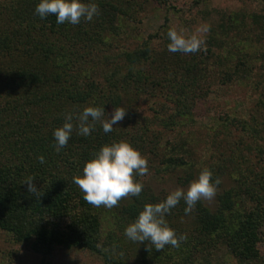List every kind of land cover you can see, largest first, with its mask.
Returning <instances> with one entry per match:
<instances>
[{
    "label": "trees",
    "instance_id": "obj_1",
    "mask_svg": "<svg viewBox=\"0 0 264 264\" xmlns=\"http://www.w3.org/2000/svg\"><path fill=\"white\" fill-rule=\"evenodd\" d=\"M254 1L264 5V0ZM39 2L0 0V230L43 258L57 248L77 249L98 254L104 264H124L112 257L113 251L102 250L98 213L85 201L74 179L104 145L126 141L141 154L147 150L155 155L158 138L146 137V127L129 126L135 123L130 121L132 114L107 134L102 121L96 122L95 131L87 137L79 134L78 122L73 120L68 145L59 151L54 131L63 126L70 109H79L81 104L105 112L108 108L124 110L123 93L138 98L166 96L174 114L169 123L165 119L163 123L172 129L176 121L184 124L191 117L193 101L206 98L208 85L221 68L227 69V60L239 58L241 68L234 65L228 69L232 75L238 76L246 68L251 73L256 62L264 61V47L249 51L261 45V38L254 30L241 32L245 15L235 13L227 16L228 23H224V16L219 25L210 27L196 53H172L167 36L172 28L165 18L162 30L139 47L106 57L110 62L98 69L101 79L95 81L93 67L100 61L95 62L90 55L100 43L108 46L102 41L104 33L115 31L121 18L135 20L150 2L165 5L166 0H128L134 7L132 13L122 0H84L95 2L99 15L76 26L57 24L55 16L40 19L35 13ZM249 17L255 30L263 32L264 9ZM237 18L242 19L241 26L232 22ZM231 26L237 33L234 36H229ZM240 32L247 37H240ZM251 32L256 40L248 38ZM157 38L164 43L153 51L152 41ZM261 70L264 74V65ZM254 89L259 95L246 118L226 115L213 129L211 142L221 150L219 156L210 154L206 164L213 179L221 181L214 206L201 200L186 214L187 205L181 200L165 219L177 236L186 239L178 248L168 245L160 251L144 242L141 245L146 250L141 251L144 258L139 264H212L222 249L235 264H264L258 248L264 238V76L254 83ZM166 163L188 166L181 157H167ZM193 176L191 165L183 183L188 184ZM30 177L38 195L24 184ZM167 195L153 194L143 187L139 197L122 198L117 207L123 227L134 222L146 204L160 203Z\"/></svg>",
    "mask_w": 264,
    "mask_h": 264
},
{
    "label": "rangeland",
    "instance_id": "obj_2",
    "mask_svg": "<svg viewBox=\"0 0 264 264\" xmlns=\"http://www.w3.org/2000/svg\"><path fill=\"white\" fill-rule=\"evenodd\" d=\"M122 1L127 4L128 0ZM126 6L129 7L130 13H132L131 10L134 7L128 4ZM166 7H168V10ZM263 9L264 5L254 0H166L165 5L150 2L143 12L136 14L135 20L129 21L121 18L120 21H117V26L115 25V31L104 33V40L102 39V41L108 46H103V43H100L97 50H93L90 55L94 57L95 62L97 59L100 61L98 67L95 65L93 67L96 70L94 79L100 81L101 75L98 69L103 68L107 62H110L106 57L114 56L122 49L132 50L139 47L147 37L162 30L165 18L168 19V25L178 32L187 30L183 33L185 36L197 34L205 40L210 31L203 32L201 29L205 27L210 29V27L213 28L219 25L221 18L224 16V23H228L227 16L243 13L245 15L243 17L245 28L243 27L241 32L254 30L258 37L253 36L254 33L251 32L248 38H252V40L256 37L261 38V45H257L249 51L252 53L255 49L260 50L264 47V31L257 32L255 30L256 26L253 25L249 16L253 13L261 14ZM240 20L242 19L239 18L238 21L237 18L232 22H235L234 25L236 26H241ZM230 28L233 31L229 36L236 35L235 28L233 26ZM240 33V37H247V34ZM162 43L164 42L159 38L153 39V51L160 50L159 46ZM227 61L229 62L227 69L221 68L218 74L215 75L212 84L208 85L206 98L191 102L193 104L191 117L186 122L182 121L185 122L184 124L176 121L172 129L165 127V123H163L164 119L166 124L169 123V118L174 114L171 110L173 104L169 103L170 100L166 96L163 98L159 95V98L147 96L138 98L132 93L122 94L126 116L132 114L130 121L135 122L129 126L138 124L143 128H148L145 136L149 139L157 137L160 143L158 152L155 155L148 153L147 150H145L147 153L142 154L148 161L149 171L147 175L136 177V179L144 185V189L147 191L153 194H169L178 188L187 191L190 183L198 178L204 168H207L206 164L210 154L219 156L221 153L220 148L216 149L211 142L214 137L213 129L217 127L218 120H224L226 115L246 118L250 109L254 107L259 95V91L257 92L254 89V83H257L264 76L263 70H261L264 61L256 62L251 73L245 67L246 70L243 71L247 72L242 71L238 76L232 75L229 70H232L234 65H239V58L232 56ZM243 64H246V61ZM239 67L241 68V65ZM221 73H224V75ZM244 73L247 74V77H240ZM225 75L231 76L229 78ZM87 107H90V105L81 104L79 109L77 107L70 109V111L80 113ZM125 109H128V111ZM162 109H164V112H161ZM113 112L114 110L108 108L104 120L110 119ZM121 124L123 125V123ZM167 157H181L187 162L188 166H170L166 163ZM191 165L194 173L193 179L188 184H184L183 178L186 177ZM218 192L220 190L217 189ZM215 197L212 200H202L206 206L213 207ZM123 199L128 201L131 196ZM95 210L100 220V245L102 250L105 252L113 251L114 256L111 255L116 261H124V264H139L144 258L141 251L146 250V247L139 242L131 244L125 236L126 227H123L125 224L119 219L120 207L107 208L100 206L95 207ZM258 248L260 255L264 258V238L259 243ZM216 254L217 256L211 261L212 264L236 263L235 259L227 254L224 249L217 251ZM0 264H104V262L96 253L77 249L64 250L57 248L50 256L43 258L40 254L29 250L24 244L16 243L9 234L0 230Z\"/></svg>",
    "mask_w": 264,
    "mask_h": 264
},
{
    "label": "clouds",
    "instance_id": "obj_3",
    "mask_svg": "<svg viewBox=\"0 0 264 264\" xmlns=\"http://www.w3.org/2000/svg\"><path fill=\"white\" fill-rule=\"evenodd\" d=\"M35 13L40 19L55 16L57 24L79 25L82 20L91 22L99 15V6L95 2L85 3L84 0H40L35 8ZM208 28L201 31L207 32ZM187 30L178 32L175 28L169 29L167 36L170 41L168 50L172 53L191 54L200 50L205 41L197 34L185 36ZM105 109L87 107L80 113L65 115V123L57 128L54 133L55 148L57 151L66 147L73 132V120L78 122L79 134L89 136L95 131V123L102 121L104 133H111L113 125L121 122L126 112L122 108H115L111 118L103 120ZM40 163H45L43 156L39 157ZM147 159L130 143L126 141L104 145L99 152L94 154L84 166L82 175L74 179L84 193V199L89 204L100 207L113 208L122 198L139 197L144 185L136 177L148 174ZM34 178L30 177L27 184L28 191L39 194L33 184ZM221 181L213 179L210 169L204 168L197 179L192 181L185 191L178 188L169 193L166 199L157 204H146L134 222L125 229V236L133 241L155 247L157 251L165 246L179 247L186 236H177L165 217L171 213L181 200L187 207L185 212L190 213L202 199L212 200Z\"/></svg>",
    "mask_w": 264,
    "mask_h": 264
}]
</instances>
